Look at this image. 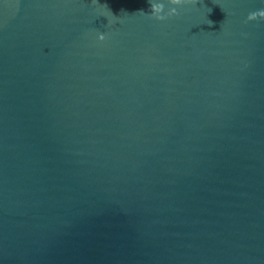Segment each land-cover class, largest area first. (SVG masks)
<instances>
[{"label": "water", "instance_id": "water-1", "mask_svg": "<svg viewBox=\"0 0 264 264\" xmlns=\"http://www.w3.org/2000/svg\"><path fill=\"white\" fill-rule=\"evenodd\" d=\"M259 10L0 0V264H264Z\"/></svg>", "mask_w": 264, "mask_h": 264}, {"label": "clouds", "instance_id": "clouds-1", "mask_svg": "<svg viewBox=\"0 0 264 264\" xmlns=\"http://www.w3.org/2000/svg\"><path fill=\"white\" fill-rule=\"evenodd\" d=\"M198 0H169V3L174 7H171L170 10L165 13V5L163 3H156L154 0H150L151 11L150 13H144L145 15H150L151 17L163 21L172 16L179 15L178 6H182L184 4H194L197 3ZM264 20V10H259L253 13H250L248 16V21H258ZM105 35L101 34L99 39L103 41L105 39Z\"/></svg>", "mask_w": 264, "mask_h": 264}]
</instances>
